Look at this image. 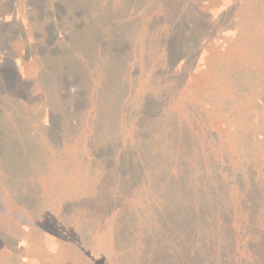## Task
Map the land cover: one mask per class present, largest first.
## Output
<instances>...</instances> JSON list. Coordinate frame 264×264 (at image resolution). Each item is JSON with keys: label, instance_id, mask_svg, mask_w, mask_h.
<instances>
[{"label": "rangeland", "instance_id": "obj_1", "mask_svg": "<svg viewBox=\"0 0 264 264\" xmlns=\"http://www.w3.org/2000/svg\"><path fill=\"white\" fill-rule=\"evenodd\" d=\"M11 1L16 8L12 4L9 10L15 12L3 14V18L14 16L22 21L20 24L27 28L26 41L33 42L34 34L40 37L42 53L34 48L27 50L22 40H15L17 34L10 44L15 69L33 88L34 94L27 101L16 98L18 85L15 93L0 72V166L3 153L15 155L18 150L6 138L8 131L19 137L22 158L19 166L10 163L5 167V171L16 168V176L8 178L6 172L0 173V264H120V250L125 251L128 244L125 230L114 229L115 215L118 209L127 207V202H117L116 195H110L118 189V179L113 175L104 179L96 158L104 149L107 152L110 142L137 145L135 136L139 133L151 137L138 143L145 147L147 158L154 145L151 155L159 178L150 175L158 185L147 187L137 196L129 214L146 219L147 212L157 208L149 207L147 194L157 186L162 189L166 179L187 180L195 163H202L204 183L219 186L221 201L237 195L235 184L252 188V195L264 198V0H205L199 10L209 15L207 26L189 41L178 37L180 43L187 41L190 50L173 64H167L168 42L163 38L166 35L173 40L176 35L166 30L158 0H84L85 8L92 13L87 17L90 27L79 33L86 37L85 45L95 42L97 34L91 29L97 31L108 24L102 16L117 17L120 32L128 38L124 64L101 70L103 76L110 75L116 81L102 90L104 98L97 93L96 85L88 92L84 88V95L77 96L79 83L70 84L66 65L60 74L63 78L57 80L50 75L54 69L45 67V58L54 64L62 47L64 55L58 59L67 62L64 45L55 49L54 44L62 35L68 37L71 2L79 0ZM1 2L0 13L8 12L4 9L9 6ZM163 3L174 8L170 0ZM55 4L62 12L61 20ZM174 9L186 11L181 6ZM176 19L179 21L178 15ZM90 49L85 47L80 55L73 52L79 66ZM7 54L1 43L0 58ZM96 54L100 61L99 51ZM96 68L99 70V66ZM174 88L177 93L172 94ZM99 106L102 111H94ZM137 114L149 119L143 124V132H139L142 123L139 117L135 119ZM178 122L181 129H188V137L193 136L196 149L200 148L196 161L180 152L179 164L170 152L169 135ZM154 134L158 135L155 144ZM98 135L101 142L96 140ZM129 152L131 156V148ZM136 160L134 167L143 171L140 160ZM108 167L106 164L103 169ZM228 182H232L229 189L225 186ZM138 188L141 191L143 187ZM118 190L124 197L129 195L125 185ZM161 192L157 195L167 194ZM208 193L206 186L204 195ZM86 219L91 225L83 222ZM96 225L106 229L103 241L99 238V242L82 243ZM80 227L88 231L87 236ZM128 254L132 255L130 251Z\"/></svg>", "mask_w": 264, "mask_h": 264}, {"label": "trees", "instance_id": "obj_2", "mask_svg": "<svg viewBox=\"0 0 264 264\" xmlns=\"http://www.w3.org/2000/svg\"><path fill=\"white\" fill-rule=\"evenodd\" d=\"M1 1L4 7L9 6L4 11L11 9L12 4L16 8L14 2L11 0ZM111 1L114 2V0ZM158 1L162 7L160 16L164 17L167 23L166 30L172 31L176 35V38L173 40H169L168 38L170 36L167 38L166 35L163 38L164 42H168L167 52L169 61L166 60L167 64H173V60L189 53L190 49L187 41H189V38H194L196 33H200L207 26L205 20L209 15L201 12V9L199 10L205 0H170L174 4V8L181 6V8L185 7L186 11H182L181 9L175 10L173 7H168L167 4L165 7V3H163L165 0ZM56 6L57 4H55V8ZM86 6L84 0H79L75 3L74 1L71 2L70 13L67 17L70 28H65L68 37L65 38V35H62L55 40V49L61 48L64 45V57L67 58V62L65 63L58 59L64 55L62 47V54L59 55L60 57L57 58L54 64L49 63L48 57L45 58V67L54 69L50 75H54L55 80H57L58 78H63V75L60 77V74L62 71H65L66 65V71L69 77H71L70 84L78 86L77 82L79 83V86L76 87L77 96L84 95V88L88 92V88L91 91V87L96 85L97 93H100V97L104 98L102 90H106V87L112 86L116 81L112 80L110 75L103 76L101 70L106 66L112 68L114 65L124 64L129 49L128 38L120 32L121 26L120 24L117 25L119 23L117 17L112 18L101 15L108 24L100 27L97 31L91 29L92 32L97 34L95 42L89 46L85 45L83 40H86V37L83 38L79 33L85 27H90L87 17H90L91 12L85 8ZM68 9L69 7L65 5V10ZM54 10L56 12L58 11L57 8ZM14 12L15 9L9 10L8 12L5 11L4 13L2 12V14L0 13V44L4 43L9 53L3 58H0V72L4 73L3 78L10 83L12 86L11 90H14L15 93L18 85L19 88L17 89L16 98L19 101H27L30 95L34 94L33 88L30 85L31 83L27 84L26 78L20 75L18 70L15 69L14 63H12L14 57L12 55L13 53H11L12 48H10V44L15 34H17L15 40H22L27 50L34 48V51L40 54L42 53L40 51L42 47L39 40L40 37H37L35 34L34 37L36 39L31 43L24 39L28 38L27 28L20 24L22 21L20 22L17 17L12 16L11 19H6L2 16L3 14H13ZM80 14L83 16L82 19L78 17ZM177 15L179 21L176 19ZM56 16L61 20V16H63L62 12L58 11ZM45 25V40L47 42L49 30L47 27L48 24L45 23ZM126 28L128 30L129 25ZM109 29L116 30L117 32H112ZM178 37L182 40H186L185 38L188 40L180 43L177 40ZM85 47H91V49L88 56L83 55V59L81 60L83 64L79 66L73 52L84 54ZM97 51H99L101 57L100 61L96 59L98 56L96 54ZM196 56L198 59V55ZM98 66L99 70L96 68ZM6 71H9L10 74L6 75ZM185 78H187V75ZM8 92H11L10 89ZM29 92L30 94L27 95ZM174 93H177L175 88L172 91V94ZM90 100L87 99L86 101L89 102ZM89 106H87V111L91 110ZM74 108L73 106L72 109ZM96 110L97 112L102 111V108L99 106V108L94 109V111ZM68 111L69 109L66 108L65 122L68 119L66 116ZM145 114L141 116L137 114L135 117V119L138 117L141 119L140 123L142 125L139 127V132H143V124L149 122ZM171 130L172 134L170 132L169 135V141L171 143L170 152L172 155H175V160L179 161L178 163L180 164L182 154L180 155L179 153L185 152L188 155V160L196 161L197 157L201 155V152L199 150L200 148L196 149V146L192 144L194 143L193 136L188 137V129H181V124L178 122L176 128ZM99 135L96 139L97 142H101ZM154 136L156 137L154 140L155 144L158 135L154 134ZM15 137L8 131L6 138L16 144L18 148L15 151V155L3 153L4 155L2 154L3 157H1L0 173L6 172L4 176H8V178L16 176L14 174L17 169L12 168L5 171L6 165L10 166L12 164L13 166H19L22 163L19 151V137H16V139ZM150 138L149 135L143 136L142 133H139L135 136L137 145L133 144L129 146V141L123 145L110 142V146L107 144L106 147L107 152L104 149L103 155L96 158L101 166L100 173L102 174L103 172L104 179H111L110 175H113L115 177L114 180L118 179L116 181L120 186H127L130 195L128 196L134 198L124 197L125 194H122L118 190L120 187L118 184V189L110 191V195H116L117 202H127V207H121L115 215L117 220L114 229L121 227V230H125V243L128 244L126 249H124L125 251L120 250V264H264V198L262 199L256 194L252 195L250 193L253 192L251 191L253 190L252 188H245L244 186L235 184L237 195L230 198L229 201H221L219 186H214L209 182L204 183L206 176L204 175L202 163H195L192 174L187 180L185 178L182 181H178L177 178L174 180L166 179L161 183L162 189H159L157 186L153 191L148 193L145 201L150 203L149 207L157 208L147 212L146 219L141 218L140 215L129 214L128 209L136 200V197L141 196L147 187L158 185L157 183L153 184L156 181L152 179L159 178L158 173H156V167H154V159L151 155V150L154 148V145L150 147L149 158H147L145 147L139 146V143H144L143 141ZM196 140L200 139L197 137ZM130 148L131 156L129 152ZM192 154L193 156L189 157ZM136 159L140 160L143 171L137 170L134 167V161L138 162ZM184 159L183 162H186ZM106 164H109V167L103 169ZM208 165L210 166L212 164L208 163ZM109 169L111 173H109ZM151 174L155 176L150 178ZM138 186L143 187L141 191ZM206 186L208 187L209 193L204 195ZM225 186L227 189L231 188L232 182H228ZM160 191H165L167 194L164 196L157 195ZM163 192L161 193L163 194ZM86 195L88 196V194ZM132 219L136 220L133 224L130 222ZM83 222L91 225L88 219ZM126 225L129 227H126ZM80 230L81 233H85V236L88 235L86 229L80 227ZM105 231L106 229L104 227L93 226L89 237L84 241L82 240V243H90L95 239L97 242L100 240L103 241ZM103 234L104 236H102ZM99 238L101 239L98 240ZM100 250L98 249V253L102 252ZM128 251L132 253L131 256H129Z\"/></svg>", "mask_w": 264, "mask_h": 264}]
</instances>
